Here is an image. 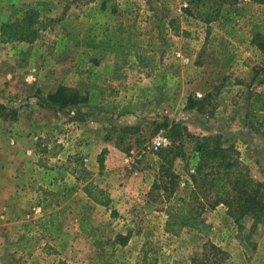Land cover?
Returning <instances> with one entry per match:
<instances>
[{"label": "rangeland", "instance_id": "374dc122", "mask_svg": "<svg viewBox=\"0 0 264 264\" xmlns=\"http://www.w3.org/2000/svg\"><path fill=\"white\" fill-rule=\"evenodd\" d=\"M38 1L42 2L40 12L36 7L22 9L13 4L6 10L8 22L35 10L46 28L30 47L18 45L25 43L5 46L0 132L31 142L26 150L31 149L33 171L29 185H21L16 196L18 213L28 221L18 236L27 238L23 244L27 247L16 255L6 252L0 264H46L43 252L51 253V260L60 264H191L201 252L197 233L182 229L171 236L163 229V195L151 190L159 181L161 162L156 153L172 151L170 171L175 184L171 192L175 197H187L196 162L191 143L182 132L173 133L175 125L192 135H221L238 151L249 177L263 181L264 136L256 129L257 122L247 116V96L256 92L264 98V0H187L188 8L180 14L176 12L179 0ZM95 7L103 15L128 16L126 25L123 17L117 18L119 30L106 34V42L131 44L132 54L136 48L150 58L151 69L136 70L134 62L118 78L137 81L161 67L166 75L186 76L185 85L195 82L200 95L191 96L181 89L169 110L116 108L110 96L117 83L98 79L89 70L96 61L106 63L105 58L86 57L90 65L82 58L83 64L62 66L77 46L71 40L77 41V27L69 31L58 20L59 14L69 12L77 21L79 14ZM50 9L56 10L53 17L44 16L42 12L51 14ZM52 30L60 36L58 42L65 41L70 47H56ZM97 37L103 40L104 36ZM175 43L185 44L182 48L189 51V62L172 49ZM104 48L109 50V45ZM99 67L107 73L119 66ZM50 74H55L54 82L41 83ZM59 85L77 92L83 102L62 110L42 106L45 96ZM187 97L199 106L186 109ZM97 134L102 148L94 144ZM158 137L167 143L154 149ZM103 149L101 172L96 160L88 170L83 158ZM82 169L90 174L82 175ZM85 184L91 190H103L109 207L88 200L81 191ZM201 219L210 226L206 239L227 255L222 264H264V222L249 232L248 220L240 228L222 206L204 207Z\"/></svg>", "mask_w": 264, "mask_h": 264}, {"label": "trees", "instance_id": "16d2710c", "mask_svg": "<svg viewBox=\"0 0 264 264\" xmlns=\"http://www.w3.org/2000/svg\"><path fill=\"white\" fill-rule=\"evenodd\" d=\"M45 28L46 24L40 19L38 12L29 9L20 18L0 24V43L31 44ZM133 57L139 69L152 68L150 58L139 49L134 48ZM45 97L42 106L57 110L74 108L83 102L77 92L62 85ZM247 99V116L257 122L256 129H261L264 136V98L256 92H250ZM195 106L198 107L199 102L187 97L186 109H194ZM172 131L177 135L182 132L191 143L196 162L189 175L190 189L187 197H175L171 192L175 184V177L170 171L172 151L159 150L156 153L161 162L158 166L159 181L155 182L156 185L151 190H160L163 195L164 232L171 236H176L182 229L196 232L201 243V252L191 264H222L227 255L206 239L210 226L201 219V212L204 207L222 206L226 215L240 228L241 223L248 220V231L253 232L264 222V177L262 182L253 181L246 166L240 161L238 151L221 135H192L177 125L172 127ZM116 140H120L119 136ZM104 153L103 149L96 157L98 172L102 170ZM81 173L90 174L84 169ZM81 191L93 204L109 207L110 199L103 190H91L90 185L85 184ZM143 262H146L144 256Z\"/></svg>", "mask_w": 264, "mask_h": 264}, {"label": "crops", "instance_id": "0c3cea01", "mask_svg": "<svg viewBox=\"0 0 264 264\" xmlns=\"http://www.w3.org/2000/svg\"><path fill=\"white\" fill-rule=\"evenodd\" d=\"M11 4L14 6L16 5L15 7H22V9L32 7L41 9L42 6V2L38 0H0V24L11 20H8V13L6 12ZM94 4L96 5V3ZM96 8L97 7L89 13L83 11L79 14L77 21L72 20L69 16V12L62 11V13L59 14L60 17L58 20H63V22L68 25L69 31L70 27H77V34H75L77 41L71 38L74 43L77 42V46L73 47L71 53L68 54L69 59L61 62L62 66L65 67L73 64L78 66V63L83 64L81 63L82 58H84L83 62L85 64L87 63V65H90V62H85L88 60L86 57L93 56L96 59H101L100 57H102V59L105 58L106 63L103 64L101 61H96L97 63H92L93 66H91L89 70H93V73L98 75V79L103 78L106 81L108 80L117 83V86L113 91V95L110 96V99L115 103L114 106L116 108H151L155 111H161L162 109L169 110L170 105L174 104L175 99L178 97L177 94H179L178 92L181 89L184 93L186 91L192 93L191 96H193V94L200 95L198 92L199 88H197L195 82L185 85V82H188V79L184 80L186 76L183 77V74L180 76L166 75L165 71L161 67L158 68L157 71L148 72L146 76H143L137 81L118 78L120 72L125 71L127 66L132 65L135 62L133 54L130 51L132 46L128 43L113 44L112 41L106 42L109 37L107 39L105 38L107 36L106 34L112 35V33L119 30V25H116L118 17H123V22L125 21L123 24L126 25L128 22L125 18L128 16H126V14L125 17L123 14L118 17H116V15H103L100 11H95ZM40 9H38V12H40ZM49 11H51V14L48 10H46V13H42L44 16L53 17V13H55L56 10L50 9ZM114 18L115 23L113 24L112 20ZM78 28H80V30H78ZM63 29L66 30L64 34H67L66 37L68 38V30L65 26H63ZM78 31L80 32V36ZM50 34L52 39L57 42L55 44L56 47H60V45L64 47L65 41L58 42L60 36L57 37L53 30ZM97 34L104 36L103 40H100L99 37H97ZM79 39H82V42H79ZM71 40H68V43L73 46ZM32 44L33 43L18 45L20 47L22 45L30 47ZM6 45L8 44H0V80L3 78V75H5V62H7V58L5 56ZM10 45L14 46L15 44ZM106 45H109V50H105L104 47H106ZM184 46L185 44L175 43L172 49L179 50L182 54L181 57L189 62L191 55H189V51L182 48ZM65 47L70 46L65 45ZM75 48L78 50L73 52ZM118 48H120L119 50L123 49V51L118 52ZM53 59L50 60V63L53 64L54 62H58L56 59L52 62ZM101 65H118L119 67L117 69L114 67L106 73V69H101V67H99ZM136 70L144 72V69H139L137 66ZM53 76H55V74H50L45 80H42L41 77L38 76L37 81L40 82L39 80L41 79V83H48V81L54 82L52 80ZM66 86L68 85L66 84ZM79 109L81 108L79 107ZM93 140L94 144L98 143L101 146L100 148H102L101 144L103 143L100 140L99 134H97V136H93ZM21 141L22 139L18 136L7 138L2 132H0V256L6 254V252L14 255L20 254V252L27 247L23 246L24 241L27 240V238L18 236L19 234L24 233L26 228H24L22 224L24 225L28 223V221L25 219L26 216L24 217V220L18 213V202L16 200V196L17 193H19V190L23 188L21 185H29L28 182L30 181L29 178L32 176L33 166L31 165L32 160L30 157V155L32 156L31 149L26 150L28 147H31V142L29 141L27 144L25 141ZM24 150H26L25 155H23ZM97 154L98 153L96 152L93 156L89 154L87 158H83L85 163L84 165L86 166L87 164V166H89L88 170L90 171L93 169ZM33 240L35 241L34 238ZM41 251L42 248L39 250V254H41ZM50 254L43 252V255L47 259L46 264H57L58 260H51L53 256ZM50 261L51 263H49Z\"/></svg>", "mask_w": 264, "mask_h": 264}, {"label": "built area", "instance_id": "2783aa9c", "mask_svg": "<svg viewBox=\"0 0 264 264\" xmlns=\"http://www.w3.org/2000/svg\"><path fill=\"white\" fill-rule=\"evenodd\" d=\"M188 8V1L187 0H179L178 4L176 6V12L180 14L182 11L186 10ZM25 81H31L29 78H27ZM166 140L162 137H158L155 139L153 143L154 149L161 148L164 145H166Z\"/></svg>", "mask_w": 264, "mask_h": 264}]
</instances>
